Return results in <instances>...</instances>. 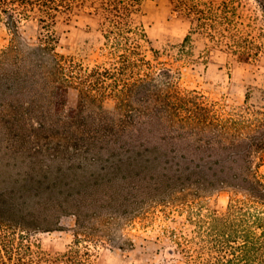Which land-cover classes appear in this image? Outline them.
Wrapping results in <instances>:
<instances>
[{
  "label": "trees",
  "instance_id": "16d2710c",
  "mask_svg": "<svg viewBox=\"0 0 264 264\" xmlns=\"http://www.w3.org/2000/svg\"><path fill=\"white\" fill-rule=\"evenodd\" d=\"M56 1L0 0V10L15 33L8 4H37L49 16ZM133 1L101 0L110 24L104 37L121 50L118 66L84 67L48 43L11 41L0 49V130L8 140L27 139L60 160L52 166L33 161L38 178L27 180L26 187L61 196L54 209L72 210L79 234L95 238L105 231L103 213L111 214L112 204L140 212L174 203L188 189L231 186L263 205L264 116L224 115L196 91L174 88L164 70L136 72L137 61L147 62L139 52L146 35L130 24ZM179 4L201 13L194 2ZM67 87L78 89L79 101L66 109L59 95ZM107 96L115 100L111 108L103 105ZM252 208L234 203L225 216L213 218L210 248L231 254L219 264H264V225ZM10 212L0 208L1 225L27 226L13 221ZM255 226L262 227L260 234ZM0 264L9 263L0 257Z\"/></svg>",
  "mask_w": 264,
  "mask_h": 264
},
{
  "label": "rangeland",
  "instance_id": "374dc122",
  "mask_svg": "<svg viewBox=\"0 0 264 264\" xmlns=\"http://www.w3.org/2000/svg\"><path fill=\"white\" fill-rule=\"evenodd\" d=\"M179 1L132 2L130 24L146 35L139 52L147 62L137 61L135 71L155 75L164 70L174 88L196 91L224 115L264 116V0H183L196 3L200 15ZM56 3L49 16L37 4H8L15 33L0 10V49L11 41L48 43L84 67L118 66L121 50L104 37L110 24L101 0H69L68 8ZM78 93L67 87L59 101L66 109L75 107ZM114 104L112 96L103 100L106 108ZM33 147L27 139L8 140L0 130V208L14 210L13 221L27 224H0V257L9 264H219L231 254L210 248L214 217L225 216L229 206L238 203L258 210L264 225V204L255 205L245 192L221 186L188 189L174 203L146 206L140 212L112 204V213H103L105 231L96 238L83 236L72 210L54 209L55 198L61 196L41 186L26 187L27 180L38 178L33 161L51 166L60 161H53L51 151ZM259 172L264 177V162ZM262 230L255 226L257 234Z\"/></svg>",
  "mask_w": 264,
  "mask_h": 264
}]
</instances>
